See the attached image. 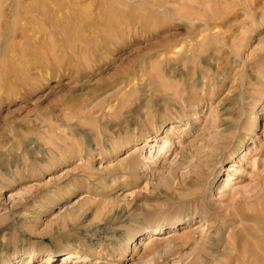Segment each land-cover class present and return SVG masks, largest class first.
Returning a JSON list of instances; mask_svg holds the SVG:
<instances>
[{"label":"rangeland","instance_id":"374dc122","mask_svg":"<svg viewBox=\"0 0 264 264\" xmlns=\"http://www.w3.org/2000/svg\"><path fill=\"white\" fill-rule=\"evenodd\" d=\"M0 7V264H264V0Z\"/></svg>","mask_w":264,"mask_h":264},{"label":"bare ground","instance_id":"6f19581e","mask_svg":"<svg viewBox=\"0 0 264 264\" xmlns=\"http://www.w3.org/2000/svg\"><path fill=\"white\" fill-rule=\"evenodd\" d=\"M5 2H6V0H4ZM1 4H3V3H1ZM8 4H9V1H8ZM3 5H5V3L3 4ZM12 5V4H11ZM13 5H16V4H13ZM2 6V5H1ZM9 6H10V4H9ZM13 7V6H12ZM0 9H1V7H0ZM8 9V8H7ZM9 9H11V8H9ZM8 11V10H7ZM9 11H11V10H9ZM0 12H1V10H0ZM1 14V13H0ZM2 15V14H1ZM4 15V14H3ZM2 15V16H3ZM2 16H1V18H2ZM0 18V19H1ZM2 23V22H1ZM4 25V24H3ZM1 30V29H0ZM109 109V108H108ZM155 157H157V154H155L154 155ZM228 172H231V173H236V168L235 167H227V169H226ZM224 183H225V185L224 186H227L228 184H231V180L229 179V176H227V177H225L224 178ZM160 235H159V233H156V234H153L152 236H150V237H148L146 240H148L147 242H146V244H148V243H150V244H153V242H155V241H157V240H160L161 238L159 237ZM63 258L66 260V259H69V258H77V257H74L73 255H67V256H63ZM26 262H28V264H31V259L29 258V259H27L26 260ZM75 262V261H74ZM61 264H66V262H62Z\"/></svg>","mask_w":264,"mask_h":264}]
</instances>
